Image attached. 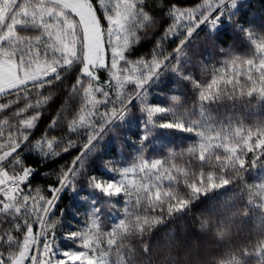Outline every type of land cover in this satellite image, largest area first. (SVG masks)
Listing matches in <instances>:
<instances>
[{
  "label": "snow or ice",
  "instance_id": "6c2138e0",
  "mask_svg": "<svg viewBox=\"0 0 264 264\" xmlns=\"http://www.w3.org/2000/svg\"><path fill=\"white\" fill-rule=\"evenodd\" d=\"M237 3L172 2L170 22L151 54L129 59L130 46L158 24L146 0H0V264H264V25L239 23ZM222 19L235 25L248 46L242 52L220 48L219 63L206 64L197 51L202 43L219 47L210 34L198 36L191 51L185 41L198 26L213 28ZM174 36L176 45L169 49L166 41ZM181 58L198 63L202 73L199 80L184 75L200 109L187 126V110L156 121L172 109L149 104L144 88L161 68L182 73ZM74 66L78 70L69 80L66 73ZM58 93L64 103L29 139ZM134 98L148 124L193 132L197 139L158 158L141 152L126 167L107 161L117 179L88 176L90 187L122 195L124 203L107 226L90 211L82 225L65 233L73 247L57 251L59 217L49 213L60 192L75 187L84 161L77 154L67 167L61 165L56 182L45 189L30 181L34 166L22 159L20 146L49 158L77 143L81 153L99 148L106 126L123 120L136 107ZM218 102L243 105L244 112L210 111ZM256 171L260 175L250 182L248 174ZM226 185L236 191L195 213L185 239L149 238L174 214L188 209L193 215L194 201Z\"/></svg>",
  "mask_w": 264,
  "mask_h": 264
},
{
  "label": "trees",
  "instance_id": "16d2710c",
  "mask_svg": "<svg viewBox=\"0 0 264 264\" xmlns=\"http://www.w3.org/2000/svg\"><path fill=\"white\" fill-rule=\"evenodd\" d=\"M174 2L178 6H185L195 2V0H164L161 6L155 5V0H146L145 7L150 10V15L158 22L157 27L152 31L147 38H141L135 44L131 45L125 55L129 59H135L140 56L151 54L157 38L161 36L165 27L170 22L168 16V7ZM237 9L242 8V11H236V19L245 26L251 24L257 27L264 25V0H241L237 3ZM204 31H207L212 40L219 47H214L209 44H201L197 51V56L204 63H219L223 56L220 48H229L234 46L237 52H242L248 46L246 39L239 34L235 25L227 19L222 20L215 27L209 28L207 25H202L200 29L192 35L185 43L184 47L191 51V45L198 36ZM182 35V33H181ZM178 37L168 38L166 47L171 49L176 45ZM182 73L172 71L170 69H162L154 76L152 81L147 85L146 96L149 104H158L163 107H171L172 111L161 113V117H171L173 113L178 116H184L187 110L185 122L195 118L200 114V109L195 103L196 90L193 88L190 81L184 79L185 74H191L195 79H201V68L195 61L188 62L181 58ZM78 70V66L69 68L66 77L71 80L74 72ZM106 76V74H105ZM207 79V76L203 77ZM59 82H57L58 84ZM180 97V101L173 103L172 97ZM64 103V94L58 93L45 106V110L39 121L30 130L29 139L38 136L43 130L42 124L51 119L56 114L57 109ZM132 103L136 104L135 108L131 109L132 113L120 121H115L110 127L106 128V133L103 139H99V148L91 146L88 152L84 153L81 158L84 161L83 168L76 177L74 188H64L59 195L57 206L49 214L50 217L58 216V232L56 234V249L59 251L63 248L73 247V244L65 236V233L75 231L78 226L83 224V217L90 211H96L99 219L105 226L110 225L117 218V214L123 205L122 195H105L103 192L89 186L87 182L88 176H97L104 179H117V174L113 172L107 165V161L118 162L121 167H126L138 154L143 152L145 158L162 157L169 148L184 147L197 139L195 133L184 131L182 129H166L159 127L158 124H148L145 121L146 114L143 113L138 102L133 99ZM209 110L217 113H232L240 112L243 114V105H236L218 102L209 105ZM141 111V112H140ZM142 120V121H141ZM54 133L62 130L49 129ZM149 132L147 139L143 143H138L141 136ZM84 139V137H81ZM79 143L74 145L67 151L60 152L58 155L42 157L40 153L25 145L20 146L22 159L27 164L34 166L32 175L29 178L33 186L40 185L47 188L49 183H55L54 172L61 165L67 167L72 162L73 157L81 153ZM260 175L259 171L250 172L248 180L251 182ZM236 191L232 185H226L221 189L213 190L200 199L194 201L190 205L193 215H189V210L185 209L168 218L167 221L158 225L151 236L153 242L161 240L163 236L171 235L179 239H185L188 232L185 231L186 226L192 224L194 214L200 212L206 207L209 201H221L227 196ZM39 225L36 226L38 228ZM195 232V229H192ZM163 256V253H161Z\"/></svg>",
  "mask_w": 264,
  "mask_h": 264
},
{
  "label": "rangeland",
  "instance_id": "374dc122",
  "mask_svg": "<svg viewBox=\"0 0 264 264\" xmlns=\"http://www.w3.org/2000/svg\"><path fill=\"white\" fill-rule=\"evenodd\" d=\"M239 1H241V0H238V2ZM235 10V9H234ZM222 20H224V19H222ZM202 25H200V26H198L195 30H194V32H193V34L192 35H194L199 29H200V27H201ZM191 37V36H190ZM189 37V38H190ZM188 38V39H189ZM187 41V40H186ZM186 41H185V43H186ZM163 68H161V70H162ZM154 77H152L149 81H148V83L144 86V88L145 89H147V85L152 81V79H153ZM146 98H147V96H146ZM141 112V111H140ZM129 113H132L131 111L129 112ZM172 117V116H171ZM170 116L169 117H167V116H165V117H161L160 116V114H158L156 117H155V120L156 121H163V120H166V119H169V118H171ZM142 121V120H141ZM145 121H147V119H145ZM115 122V121H114ZM114 122H112L110 125H108V126H106V128H108V127H110ZM91 147V146H90ZM90 149V148H89ZM88 149V150H89ZM88 150H85L83 153H80V155L82 156L84 153H86V152H88ZM62 192V191H61ZM61 192H60V194H61ZM50 214V213H49ZM38 229V228H37Z\"/></svg>",
  "mask_w": 264,
  "mask_h": 264
}]
</instances>
